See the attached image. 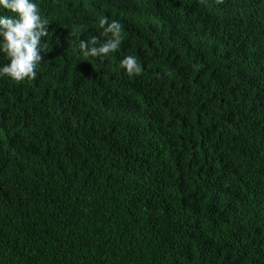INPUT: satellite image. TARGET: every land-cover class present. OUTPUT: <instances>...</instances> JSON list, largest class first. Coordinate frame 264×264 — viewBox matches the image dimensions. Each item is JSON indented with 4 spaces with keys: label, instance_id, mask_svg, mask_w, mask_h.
I'll list each match as a JSON object with an SVG mask.
<instances>
[{
    "label": "trees",
    "instance_id": "trees-1",
    "mask_svg": "<svg viewBox=\"0 0 264 264\" xmlns=\"http://www.w3.org/2000/svg\"><path fill=\"white\" fill-rule=\"evenodd\" d=\"M36 3L52 45L0 77V264H264V0ZM104 18L119 48L82 56Z\"/></svg>",
    "mask_w": 264,
    "mask_h": 264
},
{
    "label": "clouds",
    "instance_id": "clouds-1",
    "mask_svg": "<svg viewBox=\"0 0 264 264\" xmlns=\"http://www.w3.org/2000/svg\"><path fill=\"white\" fill-rule=\"evenodd\" d=\"M0 10L12 15L0 14V54L7 63L0 65V77L14 82L32 80L38 66L52 45L49 21L41 14L36 0H0ZM107 39L98 42L96 37L78 40L76 48L84 57H103L117 50L122 41L118 21L99 20ZM54 31V30H53ZM51 36V39L49 37ZM59 43V40L56 41ZM119 67L128 75H139L141 67L134 56H124Z\"/></svg>",
    "mask_w": 264,
    "mask_h": 264
}]
</instances>
